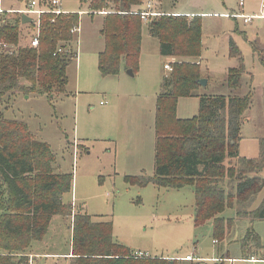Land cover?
<instances>
[{"label":"rangeland","instance_id":"1","mask_svg":"<svg viewBox=\"0 0 264 264\" xmlns=\"http://www.w3.org/2000/svg\"><path fill=\"white\" fill-rule=\"evenodd\" d=\"M31 1L0 0V10L6 12V18H16ZM33 1L40 2L39 9H45L50 0ZM57 1L54 9L79 15L80 32L74 45L77 63L67 66L65 86L53 97L21 93L6 96L0 103V116L24 122L35 140L50 147L54 168L72 175L73 192L64 201L72 203L74 212L82 209L96 220L112 222L113 240L135 253L168 260L192 256L193 264H264V261L242 260L235 241L225 240L216 245L211 224L194 225L192 184L171 189L151 182L143 185L130 182L154 178L157 96L162 77L168 75L164 64L171 68L176 59L159 55V42L148 35L145 24L133 77L126 74L124 63L116 75L102 76L98 53L104 46L100 35L104 16L89 12V0ZM148 1L155 6L154 11L164 12L163 16L201 18L200 57L185 61L197 64L199 76L207 80V85L197 87L192 97L178 99L176 117L196 116L200 96L233 93L226 85L228 70L241 64L244 67L241 87L234 91V96L249 95L251 105L241 124L238 154L247 159L256 158L259 142L264 139V66L253 51L255 47L264 48V18L245 24L241 15L259 14L260 1ZM146 2L139 10H145ZM241 2L243 8L239 6ZM231 14L236 17L225 16ZM35 26H22L20 45L30 43L37 31ZM229 39L237 46L241 62L230 55ZM261 176L264 179V171ZM263 196L264 189L252 209ZM234 215V209L227 208L223 218ZM248 223L241 221L232 240L240 239ZM253 228L264 242V221L254 223ZM71 239V218L54 216L47 233L40 242L31 245L28 255H41L39 264H68L69 258L64 255L71 253Z\"/></svg>","mask_w":264,"mask_h":264},{"label":"trees","instance_id":"2","mask_svg":"<svg viewBox=\"0 0 264 264\" xmlns=\"http://www.w3.org/2000/svg\"><path fill=\"white\" fill-rule=\"evenodd\" d=\"M145 1L89 0V12L104 16L100 30L104 46L98 53L102 76L116 75L122 63L133 71L145 24L148 35L159 42V55L176 59L162 77L157 96L154 178L130 182L171 189L192 184L194 225L211 224L216 245L225 240L237 242L242 260L264 261V242L253 228L254 223L264 221V196L252 209L264 189V139L256 158L238 154L241 124L251 105L249 95L234 96L241 87L244 67L240 64L228 70L226 85L233 93L200 96L196 116L177 118L178 99L192 97L201 79L197 64L185 61L200 57L201 18L163 16L156 9L163 15L143 21L134 13L142 11L139 7ZM47 5L48 10H55ZM78 17L65 13L40 16L33 24L36 48L20 45L21 16L0 18V103L4 97L20 93L51 98L63 89L67 66L77 63L76 36L70 31L79 26ZM228 45L230 55L241 62L233 40ZM263 54L264 48H254L253 55L264 66ZM54 161L50 147L35 140L24 122L0 116V264H30L28 250L43 239L54 216L71 218L68 264H193L194 258H137L113 240L112 222L96 220L82 209L74 212L72 203L64 201L73 192V177L57 171ZM227 208L234 209V217L223 218ZM243 220L249 222L248 227L238 241L232 240Z\"/></svg>","mask_w":264,"mask_h":264},{"label":"built area","instance_id":"3","mask_svg":"<svg viewBox=\"0 0 264 264\" xmlns=\"http://www.w3.org/2000/svg\"><path fill=\"white\" fill-rule=\"evenodd\" d=\"M259 1L261 2L262 10H264V0H259ZM49 3H50V6H52V7H55V6L58 5V1L57 0H50ZM239 6L242 7L243 6V2H241L239 4ZM154 8H155V6L153 5V3L151 1H148L146 3V5H145V10H142L140 12H136L134 14L140 16V18L143 21H146L147 18H154V17L163 15L161 13L155 12ZM47 13H51V14L57 16V15L61 14L62 12L59 9H55L53 11H50V10H48L47 7L45 9H39L38 8V3L36 1H32V2H30V4L28 5V8L26 10H23V11L19 12V15L25 14V15L31 17V18L34 15L38 16L36 18V20H35V18H33L35 20V24H36V23H38V18L40 16L44 15V14H47ZM5 14H6V12L0 10V16H5ZM226 17L234 18V17H236V15L234 16L233 14H231V15H226ZM241 18H243L244 23L247 24L248 22L250 23L252 19L263 18V16H244V15H241ZM2 22H4V21H2ZM79 32H80V27L78 26V27L72 28L71 31H70V34L73 35V36H77L79 34ZM29 45L31 47L36 48L38 46V39L36 37H33L30 40ZM163 69L165 71H171V68H170L169 64H164ZM134 256L137 257V258L148 257L147 254H143V253H140V252L134 253ZM182 260H184V261H192L193 257L192 256H186ZM249 261L250 262H256L253 258H251Z\"/></svg>","mask_w":264,"mask_h":264},{"label":"crops","instance_id":"4","mask_svg":"<svg viewBox=\"0 0 264 264\" xmlns=\"http://www.w3.org/2000/svg\"><path fill=\"white\" fill-rule=\"evenodd\" d=\"M33 1V0H32ZM31 1V2H32ZM37 2V1H36ZM38 4L40 3V2H37ZM28 5V4H27ZM240 8H243V6L242 7H240ZM10 10V9H9ZM6 11H8V10H6ZM61 12H62V10H60ZM9 12H7V14H8ZM164 13V12H163ZM259 14H255V15H250V16H263V18H264V10H262V8H261V2H260V7H259V12H258ZM192 14V13H191ZM186 15V14H185ZM226 16V15H225ZM244 16H247V15H244ZM1 17H5V16H0V18ZM188 17H193V15H189ZM6 18V17H5ZM6 19H10V18H6ZM32 20H34L33 18H31ZM35 21V20H34ZM252 22V21H251ZM250 22V23H251ZM248 24V23H247ZM27 25H33V24H27ZM21 26H24V25H21ZM35 34V33H34ZM33 38V37H32ZM101 105V104H100ZM133 252V251H132ZM135 252H137V251H135ZM135 252H133V253H135ZM141 253V252H140ZM30 259V261H29V263L30 264H39L38 262H37V260L38 259H40L41 257V255H38V254H32V253H30L29 255H27ZM42 256H54V255H42ZM59 257H62V256H59ZM64 257L65 258H70L71 257V253H69V254H67V255H64ZM180 259H182V258H180ZM215 260V259H214ZM248 262H250V261H248ZM257 262V261H256ZM251 263H254V262H251Z\"/></svg>","mask_w":264,"mask_h":264},{"label":"water","instance_id":"5","mask_svg":"<svg viewBox=\"0 0 264 264\" xmlns=\"http://www.w3.org/2000/svg\"><path fill=\"white\" fill-rule=\"evenodd\" d=\"M34 23H35V21L32 20L31 17H29V16H27L25 14H23L21 16V25L34 24ZM126 74L128 76H130V77H133V73L130 70H128L126 72ZM197 84L199 86H206L207 85V80H205V79H199V80H197Z\"/></svg>","mask_w":264,"mask_h":264}]
</instances>
